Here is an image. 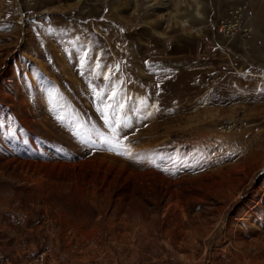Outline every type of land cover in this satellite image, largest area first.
<instances>
[{
	"label": "rangeland",
	"instance_id": "1",
	"mask_svg": "<svg viewBox=\"0 0 264 264\" xmlns=\"http://www.w3.org/2000/svg\"><path fill=\"white\" fill-rule=\"evenodd\" d=\"M0 264H264V0H0Z\"/></svg>",
	"mask_w": 264,
	"mask_h": 264
},
{
	"label": "built area",
	"instance_id": "2",
	"mask_svg": "<svg viewBox=\"0 0 264 264\" xmlns=\"http://www.w3.org/2000/svg\"><path fill=\"white\" fill-rule=\"evenodd\" d=\"M227 14L228 15H222L218 22V29L222 32L223 35H226V34L228 35L231 33L233 34L234 28H239L238 24L240 23L238 22V20L235 19L237 16H240L239 15L240 12L237 9L229 10ZM223 16H224V19H223ZM236 123L237 125L235 126V133L242 131L247 125L245 124V122H240V121H230V120L221 121L218 123L217 129H219L221 132H228V131H231L230 130L231 125L236 124Z\"/></svg>",
	"mask_w": 264,
	"mask_h": 264
},
{
	"label": "bare ground",
	"instance_id": "3",
	"mask_svg": "<svg viewBox=\"0 0 264 264\" xmlns=\"http://www.w3.org/2000/svg\"><path fill=\"white\" fill-rule=\"evenodd\" d=\"M240 15V14H239ZM232 121H235V120H232ZM245 124H247L246 125V127L242 130V131H244L249 125H248V123H245ZM237 125V123L236 124H233V125H231V127H230V130L231 131H228V133H232V132H234L235 133V126ZM242 131H240V132H242Z\"/></svg>",
	"mask_w": 264,
	"mask_h": 264
}]
</instances>
